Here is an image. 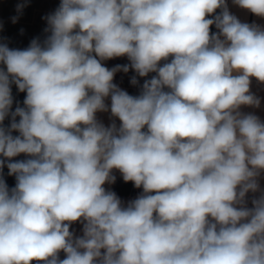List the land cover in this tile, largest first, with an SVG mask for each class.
<instances>
[{
  "label": "clouds",
  "instance_id": "obj_1",
  "mask_svg": "<svg viewBox=\"0 0 264 264\" xmlns=\"http://www.w3.org/2000/svg\"><path fill=\"white\" fill-rule=\"evenodd\" d=\"M45 19L43 41L0 43V264H264V121L240 110L260 106L264 26L226 0H60ZM130 69L155 73L136 96L113 82ZM113 170L143 194L125 206Z\"/></svg>",
  "mask_w": 264,
  "mask_h": 264
},
{
  "label": "crops",
  "instance_id": "obj_2",
  "mask_svg": "<svg viewBox=\"0 0 264 264\" xmlns=\"http://www.w3.org/2000/svg\"><path fill=\"white\" fill-rule=\"evenodd\" d=\"M229 11L237 16V18L243 23L249 24H258L264 26V18L258 17L252 14L250 11L240 8L239 6L233 3V0H226ZM25 4L22 10L18 11L17 6L18 4ZM43 3V0H0V19L7 20V21H14L15 22H30L32 16L23 17L22 15H11L9 13H26V14H33L39 6ZM121 89H125L129 93V88L124 87L122 85L116 84ZM250 90L253 94H255L260 99V106L258 108L242 106L241 111L244 113H253L257 115L261 121H264V83H259L255 78H251V85ZM107 104L110 105V98L105 101ZM97 119L102 122L105 126H109L113 121L119 126L120 121L118 118L111 117L110 112H98L96 113ZM113 175L115 176V182L112 184H105L104 187L112 192H115L116 195L121 199L122 203L126 206L129 201L136 199L138 196L142 195L136 193L134 190V184L130 186L124 187L127 189V193L118 194L116 192V187H118L122 181V174L118 170H113ZM260 189L264 190V173L258 179ZM154 194V193H153ZM260 195V192L247 194V198L257 197ZM249 202L251 199H247ZM83 225L79 222L73 223L70 227V231L74 233L75 236H81Z\"/></svg>",
  "mask_w": 264,
  "mask_h": 264
},
{
  "label": "rangeland",
  "instance_id": "obj_3",
  "mask_svg": "<svg viewBox=\"0 0 264 264\" xmlns=\"http://www.w3.org/2000/svg\"><path fill=\"white\" fill-rule=\"evenodd\" d=\"M60 4V0H43V3L41 4V6H39V8L33 13V14H26L24 12L22 13H9V14H13V15H22L23 17H30L32 16V19L30 22H24V23H20V22H15V21H8L11 24L15 25V24H26V25H32L35 23H39V27L37 29H18L17 33H16V38L17 40H21V45H20V49H26L30 42L35 39V38H39L41 41H43L47 35H49V33L45 32V28L47 27V21L45 19V17H47L49 14L53 13ZM209 18V17H208ZM3 20V19H0ZM3 21H7V20H3ZM14 38V37H13ZM12 37H10L9 41H11L10 43L4 42L8 45L9 48L12 49H17V41L16 39L14 40ZM21 38V39H19ZM171 59V57H169V60ZM103 65L109 69L115 67L116 65H125V64H129V60L128 58L125 57H117V58H113L110 60H105L102 61ZM161 63H164L163 61ZM136 73L130 69L127 73H124L123 71H119L115 74L114 76V80L113 82L115 84L118 85H122L124 87H128L129 88V94L136 96L140 94L141 91V86L144 83L145 79H150L152 76L155 75V73H150L147 77H138L137 76V80L139 81V83L137 85H133L131 84V78L133 76H135ZM125 90V89H124ZM11 91H12V96H13V105H12V111L15 110V108L17 106L23 107V101L25 99L26 96V92H20L16 85L13 84L11 86ZM17 121L19 120V117L16 118ZM11 122V116L7 117L5 119L4 126L7 127L10 125ZM14 136L18 135L19 133L17 132H13L12 133ZM28 157H26L24 154H21L17 157H14L13 160H24L27 159ZM15 178V176H13ZM258 197V196H257ZM252 198H248L247 199H253ZM248 207H252L251 201H248ZM60 259H64L65 258V254L63 252H61L60 254ZM33 264H37V262H33Z\"/></svg>",
  "mask_w": 264,
  "mask_h": 264
},
{
  "label": "trees",
  "instance_id": "obj_4",
  "mask_svg": "<svg viewBox=\"0 0 264 264\" xmlns=\"http://www.w3.org/2000/svg\"><path fill=\"white\" fill-rule=\"evenodd\" d=\"M220 9H217L216 10V13L213 14V15H217L220 13ZM209 18H213V16H209ZM39 27V23H35V24H32V25H26V24H11L10 22L8 21H3V20H0V43H4V42H7V43H10L11 41H9L10 37H14L13 39L17 41V49H20V45H21V40H17L16 38V33H17V30L18 29H37ZM210 31L212 33H215L218 31V29H216L215 25H212L211 26V29ZM21 39V38H19ZM2 174H3V178L4 180L6 181L7 185L9 186V188H12L15 186L16 184V179L13 177V176H10L8 175V169L7 167L5 166L2 170ZM133 182H125L122 178V181L120 183V185L118 187H116V192L118 194H124V193H127V189H124V187L126 186H130L132 185ZM127 188V187H126Z\"/></svg>",
  "mask_w": 264,
  "mask_h": 264
},
{
  "label": "built area",
  "instance_id": "obj_5",
  "mask_svg": "<svg viewBox=\"0 0 264 264\" xmlns=\"http://www.w3.org/2000/svg\"><path fill=\"white\" fill-rule=\"evenodd\" d=\"M134 190H135L136 193H139V194H142V193H143V189H142V187H141V188H136V187L134 186Z\"/></svg>",
  "mask_w": 264,
  "mask_h": 264
}]
</instances>
